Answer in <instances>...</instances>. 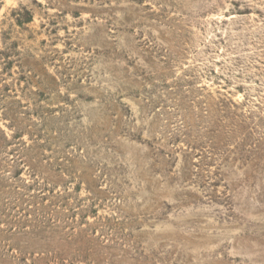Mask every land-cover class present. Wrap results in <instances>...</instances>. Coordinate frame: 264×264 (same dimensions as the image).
<instances>
[{"label":"rangeland","instance_id":"374dc122","mask_svg":"<svg viewBox=\"0 0 264 264\" xmlns=\"http://www.w3.org/2000/svg\"><path fill=\"white\" fill-rule=\"evenodd\" d=\"M0 264H264V0H0Z\"/></svg>","mask_w":264,"mask_h":264}]
</instances>
